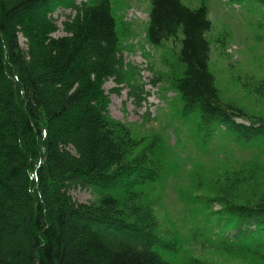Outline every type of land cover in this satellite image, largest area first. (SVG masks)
Returning a JSON list of instances; mask_svg holds the SVG:
<instances>
[{
    "label": "trees",
    "instance_id": "16d2710c",
    "mask_svg": "<svg viewBox=\"0 0 264 264\" xmlns=\"http://www.w3.org/2000/svg\"><path fill=\"white\" fill-rule=\"evenodd\" d=\"M59 7L73 15L54 36ZM122 11L114 0H0V264H173L161 252L170 257L197 243L264 262V160L253 156L264 153V116L220 97L207 6L150 0L145 42L176 45L164 60L168 71L155 68L151 83L165 80L180 114L195 118L204 136L220 130L229 151L236 145L253 157L193 196L201 204L182 239L162 236L156 202L142 187L165 169L164 140L149 130L144 143L108 114L110 79L128 86L136 106L148 97L138 68L123 61L133 31ZM263 85L255 92L264 101ZM77 187L95 199L75 201L69 192Z\"/></svg>",
    "mask_w": 264,
    "mask_h": 264
},
{
    "label": "rangeland",
    "instance_id": "374dc122",
    "mask_svg": "<svg viewBox=\"0 0 264 264\" xmlns=\"http://www.w3.org/2000/svg\"><path fill=\"white\" fill-rule=\"evenodd\" d=\"M181 2L191 8L203 3L208 8L211 27L206 36L212 44L209 68L215 76L220 97L225 101H233L250 113L264 116V101L255 92L257 85L264 84V2ZM115 4H120L123 11L117 14L124 22L129 23L128 27L133 31V36L125 40L131 48L123 50V61L138 68L139 80L148 97L140 106H136L133 98L128 95V86L117 85L110 79L104 84L105 92L109 95L108 114L117 121L132 125L133 133L143 136L144 143L152 135L149 130L155 131L164 140L167 148L165 169L156 182L142 187L148 192L146 200L152 199L156 202L154 212L160 228L165 232V235H161L168 239L172 236L171 232L176 231L177 236L182 239L183 233L192 227L197 205L201 204L193 196L205 194L212 179L216 174H221L225 167H230L235 161L252 158L256 154H260L264 160V153L259 151L251 156V149L236 145H233L231 152L229 140L222 138L220 130L204 136L203 131L197 130L195 118L182 116L180 99L168 83L165 80L156 85L151 83L158 74L157 70L165 73L168 71L164 60L167 57L173 59L170 53L176 49V45L169 41L161 48H154L145 42L144 30L150 0H114ZM68 15H73L68 7H59L52 13L58 27L54 36L64 35L62 22ZM218 38L222 42H217ZM22 41L20 38L21 44ZM154 69L156 71L153 72ZM115 87L119 90L112 91ZM146 112L149 113L150 120L146 119ZM142 123H145L144 130L140 128ZM229 156L234 160H229ZM69 193L80 203L96 197L89 187H77ZM217 208L219 207L215 205L214 209ZM195 221L199 224L198 220ZM161 254L173 264H185L188 260L198 264H264L245 253H229L200 243L184 244L177 254H171L170 257L168 253Z\"/></svg>",
    "mask_w": 264,
    "mask_h": 264
}]
</instances>
